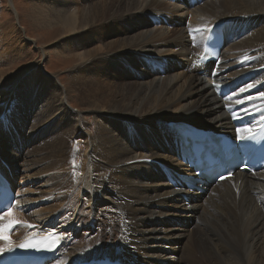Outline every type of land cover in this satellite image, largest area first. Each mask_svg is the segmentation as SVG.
Here are the masks:
<instances>
[{
    "label": "bare ground",
    "instance_id": "obj_1",
    "mask_svg": "<svg viewBox=\"0 0 264 264\" xmlns=\"http://www.w3.org/2000/svg\"><path fill=\"white\" fill-rule=\"evenodd\" d=\"M166 1L171 2L35 1L34 13L40 22L53 26L54 32L60 25L65 27L63 35L56 38L59 43L56 49L64 57L62 61L66 65L71 61L80 64L71 73L72 83H67L64 89L59 86V79L47 76L41 63L35 61L31 64L34 74L31 86L34 85L32 91L38 89L31 96L33 106L24 118L19 111L26 103L20 98L19 104L24 103L17 106L15 115L9 116L13 121L18 118L20 126L25 128H21L24 130L21 132L18 129L15 142L21 141L22 147L29 146L24 155L33 168L26 165L22 173L27 174L30 169L35 171L36 166L39 167L37 173L42 176L43 173L64 174L60 184L64 191H58L57 196L64 199L59 202L62 206L67 207L69 203V213L56 218L53 206L48 207V212L45 206L24 214L23 219L29 221L30 215L36 213L33 223H44L30 230L20 229L13 236L3 233L7 240L0 238V247L53 228L62 231L63 237L55 258L48 264H74L99 258L118 259L122 264H264V168L252 173L235 171L224 181L209 184L206 193L184 191L183 196L190 199L189 203L181 196L182 190L172 187L165 178L169 170L172 174L186 171L177 152L176 133L180 136L181 129L173 127L175 123L186 120L235 138L236 129L254 131L264 122L260 111L264 110V98L258 96V92H264V0H202L193 5L187 0H175V4L180 3L178 8L182 6L179 9L183 17L172 15L177 11L163 15V23L171 24V30L157 33L151 24H154L153 18L147 22L144 11L150 10L152 16H159L170 10ZM184 13L191 15L194 25L182 24L187 16ZM219 25L224 28V45L218 61L206 68L214 71L213 79L223 91L230 89L229 97L219 95L218 86L207 82L197 72L201 67L194 66L209 30ZM190 29L200 31L190 32ZM172 43L183 47L185 52L179 50L180 47L175 52ZM38 49L44 57L49 54L45 48ZM52 53L57 54V51ZM140 53L143 59L138 70L143 71L141 79H137L134 60ZM177 56L180 60H173ZM8 79V76L2 78L1 82L6 83ZM72 91L91 115L76 114L68 108ZM0 93H4L5 100L8 92L2 85ZM192 95L194 99L187 100ZM249 96L254 99L249 101ZM0 107L1 113L3 102ZM174 117L185 120H170ZM242 119L244 124H240ZM92 123L94 128H90ZM54 126H58L56 136L52 131ZM51 133L53 139L49 136ZM1 140L0 172L6 175L16 192L13 213L21 200L15 180L18 169L11 163L19 164L16 155L11 152L9 157L7 151L16 143L9 142V138ZM147 143H155V148L168 156L146 146ZM15 150L16 153L21 151ZM154 156L177 165L160 163V179L169 191L163 186L158 192L151 184L155 181L146 188L140 189L138 183L132 188L134 179L128 174H119V170L133 172L135 167L128 166L130 161L139 160L136 168L140 171L149 169V164L156 161ZM144 157L146 161L142 160ZM23 162L26 163V159ZM60 167L64 170L62 175L59 171L56 173ZM168 197H174L175 203H170ZM32 200L26 199L27 209ZM151 203H166L162 214L167 216L161 218L174 217L175 224L180 227L158 229L160 233L151 237H170L176 241L164 240L163 244L155 241L153 244L158 246L148 255L144 249L146 239L149 232L156 231L145 224L155 213L149 209ZM6 213L0 215L3 216L0 226L12 217ZM70 221L71 224L66 225ZM132 241L148 260L140 256L130 244ZM177 251L180 253L178 263ZM111 253L113 256L109 257Z\"/></svg>",
    "mask_w": 264,
    "mask_h": 264
},
{
    "label": "rangeland",
    "instance_id": "obj_2",
    "mask_svg": "<svg viewBox=\"0 0 264 264\" xmlns=\"http://www.w3.org/2000/svg\"><path fill=\"white\" fill-rule=\"evenodd\" d=\"M35 1H37V0H0V60H1L0 61V72H1L0 73V82L2 81V78H5L7 76L10 77V80L8 79L9 80L8 82H6V83L1 82L0 83V87L2 85L3 88L5 87V91L8 92L7 93L8 95L5 97V100H4V97H2V95H4V93L3 94L0 93V95H1L0 102L4 103V108L0 113V146L2 144V140H1L2 138H5V139L9 138V142L10 141L12 142V140L15 142V137H16L15 134L18 131V129L20 130V132L24 131L23 129H25L24 126H20L21 122L19 121L18 118H16V120L14 119V121H13V120H10L12 118V116H9V115H11V114L15 115L17 106L22 105L25 102L26 104H25V106H23L24 108L19 111V114L24 115V118H25V116L27 114H29L28 112H30L28 109L33 106L32 102H33L34 98L31 99V96L33 94H35L38 87L34 88L33 89L34 91H32V87L34 85L31 86V84L33 83V80H34V74H33V67H31V64H33L35 61H39L41 63L40 65H42L45 69V70H43L44 73L51 78H55V79L57 78V80L59 79L57 82H58L59 86L61 88H64V89L66 88L67 83H72L71 73L77 67V65L80 64L79 61H71L72 63L69 64L70 65L69 66V65H66L65 62L62 61V59H64V57L62 55H60V53H58L60 51L58 49H56L57 44H59L58 42H56V38L61 37L63 35V31H64L65 27L63 25H60V28H58V31L54 32L55 28L53 26H50V25L48 26L47 23L43 24V22H40V20L38 19L39 17L34 13V9H35L34 6L36 4ZM166 2H169V1H166ZM175 3H176L175 0H171V2H169L170 5L165 4L167 6H170V8H169L170 10L166 11V12L163 11L162 13H160L159 16H157V15L152 16L154 14L150 10L144 11L143 17L147 22H149V19L151 20V18H153L152 20H153L154 24L152 22H151V24L157 33L159 31H164L165 29L171 30V26H172L171 24L163 23V20L161 19L162 17H164L163 15H165V14L168 15V12H170V14H172V12L177 11L176 13H174L172 15H174L175 17H180V18L183 17V14H180L183 12L181 10L182 6L179 7V8H181V9H179L178 5L180 3L178 5ZM171 7H173V8H171ZM175 8H176V10H175ZM184 14L187 16H186V19L184 18V20H183L184 22L182 24L183 25H191L192 24L191 15L186 14V13H184ZM136 25H138V24H136ZM192 25H194V24H192ZM156 27H157V29H156ZM176 27H178V26H175L174 28H176ZM179 27H181V26H179ZM162 28H163V30H162ZM192 28L194 29V27H192ZM24 34H25V36H24ZM119 34L123 35L120 31H119ZM164 38L166 39L167 37H164ZM160 41H162V40H160ZM172 44H173L174 48L176 49L175 50L173 48V50L176 52L180 46L174 45L175 43H172ZM40 46H42V47H40ZM38 48L47 49V52H49V54L46 57H44L38 51L39 50ZM179 50H181V51L183 50L182 52H185L183 47H180ZM53 51H57V54H55V53L53 54L52 53ZM50 52H51L52 56L50 55ZM150 55H155V54H150ZM164 57L169 58V56H164ZM141 59H143L142 53L137 54L136 59L134 60V67H135V70L137 71V74H136L137 79H141L140 73H141V71H143V69L140 70V68L138 70ZM174 59L180 60V56L173 58V60ZM6 62H7V64H6ZM177 62H180V61H177ZM184 64H186V63H184ZM177 66H178V63H177ZM29 68H31V69H29ZM9 73H10V76H9ZM203 78L207 82H209L210 84L213 82L214 84L213 83L212 84L218 86V88L221 86V85L216 84L217 81L214 80L213 78L210 79L206 76H203ZM73 82L76 84L75 80H73ZM70 95H71L72 100H71V105L68 106V108L73 113L83 114V115H91V112L89 110L87 111V108L82 105L81 99L78 96H76L74 91H72L70 93ZM20 98L24 99V102H21V104H19ZM193 99H194V97L192 95L191 98H189L187 100H193ZM1 108L2 107H0V109ZM84 120L87 121L86 119H84ZM170 120H185V119L174 117ZM59 125H61V122ZM61 126H59V127H61ZM57 127L58 126H54V128L52 130L55 132V136H56V132L58 131ZM91 127L94 128L93 123L90 125V128ZM21 128H23V129H21ZM52 135H53V133H51V135L49 134V136L53 139ZM74 140H76V139H74ZM5 141H3V142H5ZM15 143L16 144H13V142H12V144L14 146L12 147L11 151H7V152L9 154L8 155L9 157H10V153L13 152L14 155H16L17 163L19 164V166H18L15 163H11V161H10L11 165L18 169V172H16L18 179L15 178V180L17 183L16 187L18 186V189H20L19 191L21 192V193L19 192V200H21V203L19 204L18 208H16L17 210L13 211L12 217L6 219L4 224H3V225H6L9 222H16V221L19 222V223L14 224L13 229H10L9 231H7L8 234H7V232H5L9 236H13L14 234H16L18 232V230L23 229V228H27L28 230H30V228L25 226V225L30 224V225H33V227H31V228H35L37 225L44 223V222L33 223L35 221L34 219H36L35 218L36 213L30 215L29 221H26L23 219L24 214H30L34 210L42 209L43 207L46 206L45 208L47 211L48 207L51 208L53 206L54 210L56 211L55 212L56 218L57 217L59 218L60 216L61 217L67 216V214L69 213L68 212L69 203L67 204V207H65V205L62 206V204H60L59 202H61L64 199L58 198V196H57L58 191H64L63 185L62 186L60 185L61 184V178L64 176V174H63L64 170L61 167L58 168V170H56V173H58V171H59L60 175L63 174L62 176H56V175H54V173H53V176L47 175L45 173H43V176H42L41 174L37 173L36 168H39V167L34 166L35 171H31V169H30L29 171H26L27 174L22 173V170H24L26 168V165L32 166V168H33L32 162H27V160H29V158L25 157V155H24L26 153L25 149L29 148V146L25 145L24 147H22L21 141H16ZM18 146H20V147H18ZM146 146H152L155 150H157L155 148V143H147ZM129 147H130V145H129ZM15 149H18V151L21 150L20 153H18V152L16 153ZM74 150L78 151V149H76V148H74ZM134 150L143 151L140 149H134ZM22 151L24 153H22ZM157 151L161 152V153L164 152V151H160V150H157ZM164 153L166 154V156H168V153H166V152H164ZM154 157H155L156 161L150 163L149 169H147L145 171H140L138 168H136L137 164H136V162H134V163H131L130 165H128V166L135 167L133 169V172L125 173L123 170H119V174L120 175L121 174L122 175L128 174L131 178L134 179L135 183H131L132 188H135L136 183L139 184L140 189L146 188L151 182L155 181L156 183H151V184L153 185L154 189L158 190V192H159V189L163 188V186H165L166 190L169 191V188L160 179L161 174H159V170L161 167L160 163H163L165 161H163V160L160 161L161 159L159 158V156H154ZM25 159H26V163L23 162ZM35 163H36V161H35ZM165 163H167V162H165ZM167 164H169L171 166H177V165H172L170 163H167ZM41 165L43 166L45 164H41ZM63 168H65V167L63 166ZM49 171L50 172H48V173L51 174L52 169ZM23 175H25V176L23 177ZM48 178H49V180H47ZM53 178H54V180H53ZM153 178H154V180H152ZM44 179H45L46 183L44 182ZM52 180L56 184H53ZM57 181H60V183H58ZM48 186L50 188H47ZM51 186H52V188H51ZM33 198L37 199V200L33 201L32 200ZM26 199L32 200V204L28 207V209L26 208V204H27V202H25ZM167 200H169L170 203L171 202L173 204L175 203L174 197H168ZM56 201H58V203ZM70 203H72V202H70ZM50 204H51V206H50ZM58 206H62V207H58ZM64 208L66 210H64ZM72 209H73V207H72ZM149 209H151V211L152 210L155 211V213L153 214L152 218L149 221L145 222V224L148 225L151 229H154L156 231L155 232H149V236L146 239V246L147 247L144 249L146 251H148V255H151L154 253V248L156 246H158V245H154L153 242L157 241L158 243L163 244L164 240H170L171 239L170 237L164 238L162 236H159V237H151V236L158 235L160 233V231L158 229H166V228H169L172 226L173 227L174 226L180 227V226H177L175 224L176 221L173 220L174 217L173 218H161L162 216L165 215L162 213H163V211L166 210V203H161L158 205L152 204ZM64 212H65V214L67 212V214L66 215L62 214ZM70 213H72V211H70ZM165 216H167V215H165ZM197 220H198V218H196L195 223L197 222ZM71 221L66 223V225L71 224ZM68 230H70V232L73 231V229H71V228H69ZM94 230L95 229H93V231ZM159 239H161V240H159ZM171 240H175V239H171ZM184 242H185V240L181 241V244L183 245ZM134 243H135V241H132L130 244L134 246L135 250L140 254V256L142 258H145L148 260V257L146 255H142V253L138 249L137 245H135ZM177 253H178V258L176 259V261L178 263V261L180 259V253L178 251H177ZM112 254L113 253H111V255H109V257L113 256Z\"/></svg>",
    "mask_w": 264,
    "mask_h": 264
},
{
    "label": "snow or ice",
    "instance_id": "obj_3",
    "mask_svg": "<svg viewBox=\"0 0 264 264\" xmlns=\"http://www.w3.org/2000/svg\"><path fill=\"white\" fill-rule=\"evenodd\" d=\"M192 31H200V29H195V30H191L190 29V32ZM248 87H253L252 85H249ZM242 91H244L242 89ZM258 96L260 98H264V92H258ZM249 101L253 100L254 97L252 96H249L247 98ZM238 103H244V101H237ZM243 111H245V113L247 114V109H244ZM262 112V115H261V119L264 120V110H260ZM243 131H246L249 133V135L245 136V135H242L241 133ZM236 132H237V138L240 139V140H254L255 139V135L252 134V129L251 128H246V129H236ZM142 160L146 161L147 160V157H144L142 158ZM135 162H140L139 160L138 161H135ZM130 163H134V161H130ZM73 164H75V162L73 161ZM245 167H247V165H245ZM231 175V174H230ZM221 179H225V177L221 176ZM5 215H8V216H11L12 215V209L9 208L8 209V212L5 214ZM0 219H3V216H0ZM15 223H19L18 221L16 222H9L8 224L6 225H3V226H0V238L2 239H5L7 240V236H4L3 233L9 231L10 229H12L14 227V224ZM29 228L33 227V225H25ZM61 237L55 235L54 233H48L47 236L44 238V241H47V243H44V242H36V243H33V242H26V243H21L19 245V247L21 248H25V247H46L48 248V250H54L55 246L59 243ZM12 250V246L10 243L8 244H5L4 247H0V253H4V252H8V251H11Z\"/></svg>",
    "mask_w": 264,
    "mask_h": 264
}]
</instances>
